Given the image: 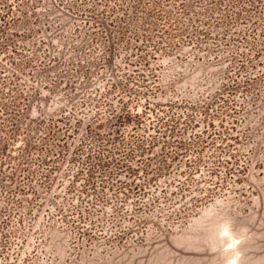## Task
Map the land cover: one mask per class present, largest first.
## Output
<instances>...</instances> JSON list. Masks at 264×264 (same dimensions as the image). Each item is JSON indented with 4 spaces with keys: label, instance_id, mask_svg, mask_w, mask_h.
Instances as JSON below:
<instances>
[{
    "label": "rangeland",
    "instance_id": "obj_1",
    "mask_svg": "<svg viewBox=\"0 0 264 264\" xmlns=\"http://www.w3.org/2000/svg\"><path fill=\"white\" fill-rule=\"evenodd\" d=\"M3 1L0 264H264V0Z\"/></svg>",
    "mask_w": 264,
    "mask_h": 264
},
{
    "label": "trees",
    "instance_id": "obj_2",
    "mask_svg": "<svg viewBox=\"0 0 264 264\" xmlns=\"http://www.w3.org/2000/svg\"><path fill=\"white\" fill-rule=\"evenodd\" d=\"M0 11L2 14H0V35H4V42L0 43V54L4 53L5 48L7 47L9 40L7 38V29L10 28L12 25L15 24V19L13 18L14 16L11 15L12 11L11 9L6 6L5 1L0 0ZM15 53L18 54L17 51H14ZM24 63H18L14 65V69L15 71L19 72L22 70V68H24ZM9 87V83L5 82V83H1L0 84V154L1 156L3 155L4 157V153L6 152V147L4 145V142H2V137H8L6 141H10L12 139V137L16 136L17 133H19V121L17 119V115H19L20 111L23 112V108H21V102L23 100V98H21V94L14 89H11ZM5 89L10 91V94H6L5 93ZM106 107V106H105ZM125 105L123 102L120 103V108L119 111H121V114L125 115L123 116V120L129 121L130 116L129 114H127L126 110H125ZM107 112L113 113L114 114V109H112L111 105H108L107 107ZM45 120H43V118H39L37 120H29L24 127V134L25 135V144H29L30 145V135L35 134L37 132H39V127L44 124ZM172 122V121H171ZM170 122V123H171ZM155 129H157L156 132L161 134H166V131H168V133H170L172 130V126L168 123V121H164L163 118L161 117H156L155 120ZM170 125V126H169ZM171 127V128H169ZM47 129L48 131L46 133H49L51 135V132H54L56 130H54V128H44ZM43 133V132H41ZM48 134V135H49ZM54 134L51 135V137H53ZM149 144L147 147H144L142 142L140 141V145L136 146V152L139 153V156H144L145 154H147L150 150H152V148L155 147V141L153 139H150ZM181 143H177L175 146L176 148L178 147L177 145H179ZM167 145H169V143H167ZM182 146V145H181ZM179 146V147H181ZM184 146V145H183ZM150 147V148H149ZM186 151V149H185ZM6 158V157H4ZM117 166H121L122 164H119L118 162H116ZM116 166V167H117ZM119 168V167H117ZM130 176L135 174V170L134 169H130L127 172Z\"/></svg>",
    "mask_w": 264,
    "mask_h": 264
}]
</instances>
